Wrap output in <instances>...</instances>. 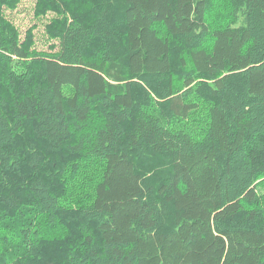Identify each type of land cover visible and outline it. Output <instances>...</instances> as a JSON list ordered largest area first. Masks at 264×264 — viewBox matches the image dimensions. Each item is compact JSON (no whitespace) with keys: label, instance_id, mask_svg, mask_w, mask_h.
Segmentation results:
<instances>
[{"label":"trees","instance_id":"trees-1","mask_svg":"<svg viewBox=\"0 0 264 264\" xmlns=\"http://www.w3.org/2000/svg\"><path fill=\"white\" fill-rule=\"evenodd\" d=\"M215 1L37 0L41 52L0 9V264H264V0Z\"/></svg>","mask_w":264,"mask_h":264},{"label":"rangeland","instance_id":"rangeland-1","mask_svg":"<svg viewBox=\"0 0 264 264\" xmlns=\"http://www.w3.org/2000/svg\"><path fill=\"white\" fill-rule=\"evenodd\" d=\"M2 4L3 3H0V7ZM78 4L81 5V1H79ZM36 5L37 0H19L14 6L11 4V6L7 7L4 4L0 9H2L4 13L3 16L8 17L7 20H9L11 27L17 31L20 42L25 43L29 36L32 37V44H29L31 51L41 52L44 50H53L54 46L57 44V39L54 38L52 34L48 33L47 26L49 24L53 25V20L58 21L57 19L60 18V15L52 10L38 14ZM41 5L43 6L42 3ZM229 15L228 1L216 0L207 13V22L210 27L213 25H219V22H224V19H227ZM177 42L181 44V46L184 44L180 40H176V43ZM179 49H181L180 46L175 48L176 51ZM181 53L186 59L185 50L182 49ZM188 67L190 66L188 65ZM177 79H179V83L183 82L181 75L175 77V82ZM4 92V88L0 87V93ZM30 142H32L30 133H26L25 142H23L22 139L18 140V144L24 146L23 148H28L27 145ZM83 157L84 156L81 155L70 157L63 160L61 163L64 167L66 166V169L63 177L61 173L59 174L62 179L60 184L63 186L67 194L75 193L76 191L84 190L91 186L93 187L95 182L99 180V170H97L96 164L92 163V173L88 174L87 163L89 160L86 157ZM147 160L137 163L136 166L146 177H152L150 179L155 184L164 173V170L166 171L168 169V160L158 157L147 158ZM257 182L260 196L258 202L251 207H260L264 210V176H261ZM75 186L79 187L76 189L74 188Z\"/></svg>","mask_w":264,"mask_h":264}]
</instances>
